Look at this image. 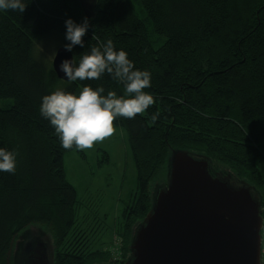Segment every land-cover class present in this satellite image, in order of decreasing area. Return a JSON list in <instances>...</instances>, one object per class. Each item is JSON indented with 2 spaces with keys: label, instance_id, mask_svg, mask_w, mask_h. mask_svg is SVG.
Returning <instances> with one entry per match:
<instances>
[{
  "label": "trees",
  "instance_id": "obj_1",
  "mask_svg": "<svg viewBox=\"0 0 264 264\" xmlns=\"http://www.w3.org/2000/svg\"><path fill=\"white\" fill-rule=\"evenodd\" d=\"M24 2V13L0 11V148L17 153L15 173L0 172V264H21L30 242L22 232L35 225L50 237L51 264L113 263L106 249L93 248L94 230L76 219V192L63 169L64 155L76 149L61 147L39 111L42 97L57 88L78 94L102 86L105 95H123L107 73L63 82L35 53L52 35L59 47L69 43V18L91 25L84 48L72 49L77 62L111 40L136 69L151 73L145 91L155 103L134 119L114 121L127 133L135 169V192L115 227L124 243L117 264L129 257L132 230L152 204L149 186L173 150L206 157L212 175L247 183L264 204L257 168L264 161V0H95L87 11L79 0Z\"/></svg>",
  "mask_w": 264,
  "mask_h": 264
},
{
  "label": "water",
  "instance_id": "obj_2",
  "mask_svg": "<svg viewBox=\"0 0 264 264\" xmlns=\"http://www.w3.org/2000/svg\"><path fill=\"white\" fill-rule=\"evenodd\" d=\"M89 10L95 0H79ZM64 46L51 66L57 79ZM165 187L135 228L123 264H260L261 199L253 187L230 175L209 172V160L173 150ZM21 264H50L42 242L24 246Z\"/></svg>",
  "mask_w": 264,
  "mask_h": 264
},
{
  "label": "clouds",
  "instance_id": "obj_3",
  "mask_svg": "<svg viewBox=\"0 0 264 264\" xmlns=\"http://www.w3.org/2000/svg\"><path fill=\"white\" fill-rule=\"evenodd\" d=\"M24 0H0V11L24 13ZM89 20L84 18L77 24L72 19L65 21V39L69 42L64 49L72 52L75 46L84 48V40ZM59 70L68 83L85 80H99L107 73L123 86V95L108 91L104 87L83 86L78 94L57 88L41 99L40 115L54 129L61 147L65 150H93L94 146L108 140L116 133L114 121L117 118L134 119L150 108L155 100L145 91L151 87V73L135 68L123 50H115L111 40L93 46L90 53L82 54L77 62L62 60ZM153 120L156 119L154 115ZM17 153L0 148V172L14 174Z\"/></svg>",
  "mask_w": 264,
  "mask_h": 264
},
{
  "label": "rangeland",
  "instance_id": "obj_4",
  "mask_svg": "<svg viewBox=\"0 0 264 264\" xmlns=\"http://www.w3.org/2000/svg\"><path fill=\"white\" fill-rule=\"evenodd\" d=\"M60 45V39L56 35H52L36 43L35 53H40L51 62ZM115 128V135L103 143L95 145L93 150L79 152L71 150L66 152L63 157L66 181L73 186L76 192V219L81 226H88L94 230L93 237H91L93 248L106 249L110 256L109 262L113 261L111 264H117L124 260V243L120 236H115L117 233L115 227L121 222L122 210L129 204L135 192V169L127 133L120 127ZM104 152L107 154V161L103 159ZM168 166L167 162V168L165 165L149 186L152 199L155 193L166 185ZM257 168L264 180V161L259 160ZM252 189L255 194H258L254 187ZM260 209L263 227L264 204H261ZM135 228L132 230V234H134ZM23 233H26L27 240L29 239L31 244L40 241L46 246L47 257L51 264L52 247L48 234L36 225L26 227Z\"/></svg>",
  "mask_w": 264,
  "mask_h": 264
},
{
  "label": "built area",
  "instance_id": "obj_5",
  "mask_svg": "<svg viewBox=\"0 0 264 264\" xmlns=\"http://www.w3.org/2000/svg\"><path fill=\"white\" fill-rule=\"evenodd\" d=\"M264 227V226H263ZM261 229L260 264H264V229Z\"/></svg>",
  "mask_w": 264,
  "mask_h": 264
}]
</instances>
